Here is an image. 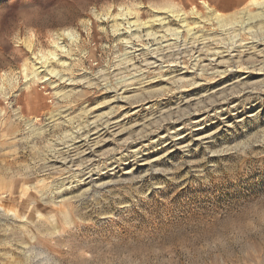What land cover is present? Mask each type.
I'll use <instances>...</instances> for the list:
<instances>
[{
    "label": "rangeland",
    "instance_id": "374dc122",
    "mask_svg": "<svg viewBox=\"0 0 264 264\" xmlns=\"http://www.w3.org/2000/svg\"><path fill=\"white\" fill-rule=\"evenodd\" d=\"M145 1L71 0L74 7L66 3L64 9L54 0H0V264H264V96L248 104L256 92L264 93V75L252 93L230 92L244 105L239 117L228 113L229 124L217 118L197 130L191 120L196 112L203 118L210 105L206 89L225 80L212 72L217 52L235 56L264 44V0H229L227 10L223 0H167L187 12L192 24L206 21L212 9L229 16L218 24L203 21L190 34L181 22L166 19L172 30L180 27L179 40L164 37L159 21L151 27L156 36L125 22L115 30L113 19L125 7H142L137 9L143 22L165 16ZM160 43L168 62L148 66V52ZM174 48L181 49L179 60ZM51 52L58 54L54 63L69 65L56 67L72 85L40 67V58ZM251 62L261 67L259 60ZM174 67L181 72L173 73ZM175 74L185 80L168 84L165 79ZM133 78L140 80L134 97L144 102L110 103L115 92L104 85ZM60 88L74 92L64 100L56 94ZM185 96L192 100L185 103ZM106 116L131 125L150 121L146 130L106 132L94 163L81 154L73 165L56 162L70 160L76 146L81 152L84 133ZM128 139L136 147L148 143L147 164L117 159L127 152ZM86 164L102 169L97 185L89 179L76 185L78 177L72 178ZM60 182L66 184L64 198Z\"/></svg>",
    "mask_w": 264,
    "mask_h": 264
},
{
    "label": "bare ground",
    "instance_id": "6f19581e",
    "mask_svg": "<svg viewBox=\"0 0 264 264\" xmlns=\"http://www.w3.org/2000/svg\"><path fill=\"white\" fill-rule=\"evenodd\" d=\"M175 4V3H174ZM173 4V2L172 1H167V0H164V1H162V0H147V1H145V2H143L142 3V5H144L145 7H146V5L148 6V5H150V8L152 9V11L153 12H155V13H163L162 15H165V16H163V17H160V15H158V14H156V15H154V17H155V19L154 20H148V21H140V19H139V14H140V10L139 9H137V8H142V7H129V8H127V7H125V8H123V10H121V11H119L117 14H116V17L117 18H115V19H113L114 21V28H115V30H120V27L123 25V23L125 22V24H129V29L130 28H132L133 26H136V31H138L141 27H147V36L148 37H150V36H156L155 34L156 33H153L152 32V30H151V27L154 25V23L155 22H157V21H159L160 22V28H161V30H160V32L161 33H163V35H164V37H169V36H173V35H175V38H176V35H177V38L176 39H178L179 38V33L180 32H178L179 30H180V27H182V28H184V30H186L187 31V33H191V31H192V27L194 26H196V25H198L199 23H201V22H203V21H205V20H203V19H200L198 22H195V24L193 23H190L189 21H188V18H187V12H182L181 13V10L179 9V8H176L177 6H175ZM252 4H259V2H257V1H252ZM209 8V7H208ZM159 9H164L165 11L163 12V11H160ZM242 12V11H241ZM191 13H193V14H198L197 12H194V10L191 12ZM239 13H240V11H239ZM210 14V13H209ZM252 14V13H251ZM254 14V13H253ZM256 14V13H255ZM227 15V14H226ZM232 15V14H231ZM136 17V19L135 20H133V21H131L130 19L131 18H135ZM227 17H229V16H225V14L223 15V14H221L220 12H218V11H215V10H211V15H210V17L208 18V17H206V19L208 20V21H211V20H216L217 21V24L218 23H221V22H223V21H225V20H227ZM231 17V16H230ZM251 17V16H250ZM200 18V17H199ZM166 19H168V22H166L167 24L168 23H170V22H174V23H180L179 24V28H177V29H174V30H172L170 27H168L167 25H166V23L164 22V21H166ZM206 20V21H207ZM228 20H229V18H228ZM205 21V22H206ZM244 21V20H243ZM192 22V21H191ZM216 23V22H215ZM171 24V23H170ZM192 24V25H191ZM179 29V30H178ZM195 34V33H194ZM197 35V34H196ZM189 36V35H188ZM191 36H193V35H191ZM190 36V37H191ZM198 36V35H197ZM196 36V37H197ZM199 37H201V36H199ZM192 39V38H191ZM179 40V39H178ZM178 40H176L177 42H178ZM184 41L186 42V40L184 39ZM183 41V42H184ZM180 43V42H179ZM177 44V43H176ZM184 44L185 43H183V46H184ZM262 45V47H260V45L259 46H257V45H255V46H250V48H246L245 50H243V51H241L240 52V54H236L235 56L234 55H231V53H229L227 50H224V51H221V52H217L218 54H216V55H218V57L215 59H211L214 63L212 64L213 66H214V68L212 69V70H214V71H212V72H219V75L222 77V78H225V80L222 82V83H220V84H218V85H215V86H210V87H208L207 89H206V94L204 95V101H206V102H208L210 105L209 106H206V108H205V111L203 112L204 113V117L203 118H199L198 119V116L197 115H199V113H192L193 114V117L191 116V120H193V122H192V126H194L195 128H197V126H199V125H201V124H203L204 122H206V121H210V120H213V119H217V118H220V119H222V122L223 123H226V124H229L230 123V120H229V116H228V113H231V112H233L232 114H236V116L237 117H239V110L241 109V108H243V102H242V99H239V98H237L236 100H232V98L230 97L231 95H230V92H232L233 90H236V89H241V90H243V92H244V94H243V96H245L247 93H252V91H250V89H251V87L254 85V84H256L257 83V81L258 80H261L262 78H260L262 75H264V44H261ZM257 46V47H256ZM178 47V46H177ZM176 47V48H177ZM176 48H174V49H176ZM155 50H157V51H153V52H148L149 54H150V59L151 60H149V62H148V66L150 65V64H156L157 62H160V63H163V62H168L167 61V59H166V56H167V54H165L166 52H165V47H163V45H161V43H160V45L155 49ZM177 51H175L173 54H175V56H178L177 57V59L179 58V55L180 54H182L181 52H180V50L181 49H176ZM165 52V53H164ZM172 52H173V50H172ZM171 53V52H170ZM224 53H228L227 54V58H225V57H223L221 54H224ZM58 54H56L55 52H51L50 54H48L47 56L45 55V56H42L40 59H44L43 60V62H40V63H42L41 64V66L40 67H44L45 69H46V67H47V69H48V67H49V69L48 70H45V74H47L46 76H48V75H52V77H58L57 78V80L56 81H58V82H64L65 84H66V82L69 80V78H66V76L64 75V74H61V72L62 71H58L57 70V65H60V66H66V65H68V64H66L65 65V61H63V62H61L60 63V60L61 59H59V60H56V62L54 63L53 61H54V59L56 58V56H57ZM171 56H172V54H171ZM170 56V57H171ZM226 56V55H225ZM51 57V58H50ZM172 57H174V56H172ZM220 57H221V59H220ZM50 58V59H49ZM50 61H49V60ZM174 59V58H173ZM47 60L49 61V62H47ZM175 60V59H174ZM179 60V59H178ZM252 60H256V61H258L259 60V62H260V65H261V67L260 68H258V69H256L255 68V65H252L253 63L251 62ZM177 61V60H176ZM124 62V61H123ZM174 62V61H173ZM238 62H243V66H237L238 68H235L234 69V67H236L235 66V63H238ZM46 63H48V65L46 66ZM127 63V62H126ZM130 63V62H129ZM170 63V62H169ZM225 63H228L226 66H225ZM124 64V63H123ZM171 64V63H170ZM178 64V63H177ZM157 65H159V64H157ZM69 66V65H68ZM126 66V65H125ZM152 66V65H151ZM170 66H176L177 67V65H169L168 67L170 68ZM219 67H225L223 70H219ZM59 68V67H58ZM187 68V70L189 69V68H191L190 66L189 67H186ZM192 68H193V66H192ZM66 69V68H65ZM197 69V68H196ZM171 70V69H170ZM210 70V69H209ZM258 70V71H257ZM137 71V70H136ZM178 71H180L179 69L177 70L175 67H174V70H173V73L174 72H178ZM255 71H257V72H255ZM36 73H40L38 70L37 71H35ZM140 72V71H139ZM138 72V73H139ZM181 72V71H180ZM187 72H190V71H187ZM193 72V71H192ZM145 74V73H144ZM39 75V74H38ZM44 75V74H43ZM131 75V74H130ZM139 75H140V73H139ZM171 75V74H170ZM141 76V75H140ZM144 76V75H143ZM166 76V75H165ZM131 77H132V75H131ZM134 77V76H133ZM135 77H138V76H135ZM184 77H186V76H183L182 78H184ZM108 78V77H107ZM123 78V77H122ZM125 78V77H124ZM139 78V77H138ZM256 79V80H254V81H252V79ZM106 79V78H105ZM165 79V78H164ZM163 79V80H164ZM50 80V79H49ZM93 80V79H92ZM143 79H141V82H140V85L142 84L143 85V83H146V81H142ZM166 80V82L168 83V84H174V83H176L177 84V82H179L180 83V81L182 80H179L178 78H176V74H175V76L173 75V76H171V77H168V78H166L165 79ZM185 80V78L182 80V81H184ZM123 83L121 82L120 84L118 83V86H115V87H112V86H109V85H107V86H105L104 85V90H106L107 92H115V94L113 95L114 97L109 101V99H108V101L111 103V102H126V103H129V104H133V103H139V102H144V100H145V98H144V100H142V99H140V97H139V99L138 100H136L137 98H135L134 96H137L138 95V93H136V91L138 90H136L135 89V87L133 86V85H138L137 83H138V81H140L139 79H137V78H133V80H130V81H126V79H123ZM55 82V81H54ZM62 82V83H63ZM72 82V83H71ZM71 82L69 83V84H73V80H71ZM74 82H76V81H74ZM110 82V81H109ZM119 82V81H118ZM148 82V81H147ZM182 83V82H181ZM64 84V85H65ZM68 83L66 84V85H69ZM75 84V83H74ZM77 84V83H76ZM94 84V83H93ZM167 84V85H168ZM198 83L197 82H194V83H190V85L192 86V85H197ZM102 85V84H101ZM114 85V84H113ZM115 85H116V83H115ZM139 85V86H140ZM145 85V84H144ZM143 85V86H144ZM189 85V86H190ZM142 86V87H143ZM169 86V85H168ZM65 87V86H64ZM161 88V87H160ZM159 88V89H160ZM175 88H177V86L175 87ZM61 89V88H60ZM103 89V88H102ZM141 89V88H140ZM157 89V88H156ZM177 90V89H176ZM71 91H73V89H70V90H64V89H61L60 91H58L56 94H60L59 95V97H61V99H64L65 100V98L67 99L69 96H71V94L74 92H72L71 93ZM263 91H260V92H256L255 93V95H254V97H252L253 98V100L252 99H249V101H248V104H252V102H255L256 100L257 101H260V99H261V97H263L264 96V93H262ZM128 93H134V94H132V95H129ZM179 93V92H178ZM140 94V93H139ZM146 94V93H145ZM182 94H184V93H182ZM141 95V94H140ZM181 96V95H180ZM188 96H185L184 97V99H183V101H185V103H187V102H189V100H192V99H188L187 98ZM181 98V97H180ZM233 98H235V97H233ZM248 98V97H247ZM247 98H245V99H247ZM133 99H135L134 101H133ZM201 99V98H200ZM262 99H264V98H262ZM232 100V101H231ZM181 101V100H180ZM103 103V102H102ZM101 103V104H102ZM105 104L107 103L106 101L104 102ZM181 103V102H180ZM254 104V103H253ZM104 105V104H103ZM140 105V104H139ZM142 105V104H141ZM180 105V104H179ZM178 105V106H179ZM182 105V104H181ZM184 105V104H183ZM185 105H189V104H185ZM206 105H208V104H206ZM184 107V106H183ZM176 109V108H175ZM180 109H178V110H176V111H179ZM62 111V110H61ZM166 111V110H165ZM182 111V110H181ZM180 111V112H181ZM191 111V110H190ZM63 112H64V110H63ZM87 112V111H86ZM180 112H178V114H180ZM183 112V111H182ZM184 112H185V110H184ZM135 113V112H134ZM164 113V112H163ZM91 114V113H90ZM133 114V113H132ZM186 114V113H185ZM107 115V114H106ZM122 115V114H121ZM124 115V114H123ZM153 115V114H152ZM155 115V114H154ZM160 115V114H159ZM173 115V114H172ZM181 115H182V113H181ZM184 115V114H183ZM225 115H227V116H225ZM88 116V115H87ZM97 116V115H96ZM101 116V115H100ZM128 116V115H127ZM156 116V115H155ZM164 116H165V114H164ZM177 116V115H176ZM188 116V115H187ZM59 117V116H58ZM62 117V116H61ZM61 117H59V118H57V119H60ZM64 117V116H63ZM69 117V116H68ZM84 117V116H83ZM99 117V116H98ZM107 117V116H106ZM106 117H104L105 118V120H102V119H98L97 117L95 118V119H98V120H96V122H95V125H93L92 127L91 126H89L88 124V126L90 127L89 129H88V131L86 132V134L84 133V135H85V137L82 139V140H80V136H77L78 138H79V140L82 142V144L81 145H79V147H81V152L79 151V152H77V149L76 148H78V146H76V147H74V148H72L73 150H72V157H71V159L70 160H67V159H63V157H62V159L63 160H57L56 162H58V163H60V164H65L66 162H71V164L75 161V159L77 158V155L78 154H81V157H85V160L83 159V161H85L86 162V160H88L89 162H87V163H90V162H92L93 161V163H94V161H95V157L98 155L97 154V152H98V149L104 144V143H106L107 142V138L104 136V134L106 133V132H108V131H110L111 132V134L113 133V134H115V135H120L121 136V134H125L126 132H128V134H129V130H132L131 129V127L132 128H134L135 127V129H136V127L138 126L139 128H140V126H143L142 127V129H145L146 130V127H145V125L144 124H146L147 122L146 121H150L149 119L150 118H148V119H143V122H139V121H136L135 123L133 122V124L131 125V124H127V123H125V122H123L124 120H125V115H124V118L122 119L123 121H120V120H118V118H115V116L114 117H107V119H106ZM153 117V116H152ZM157 117H158V115H157ZM180 117V116H179ZM201 117V116H200ZM231 117V116H230ZM101 118V117H100ZM121 118H122V116H121ZM159 118V120H160V117H158ZM65 119V118H64ZM92 119V118H91ZM91 119H89V120H91ZM127 119V118H126ZM153 119V118H152ZM156 119V118H155ZM54 120V119H53ZM88 120V121H89ZM93 120V119H92ZM154 120V119H153ZM162 120V119H161ZM175 120V119H174ZM126 121V120H125ZM178 121V120H177ZM177 121H175L176 123H177ZM163 122V121H162ZM166 122V121H165ZM167 122H170L169 120L167 121ZM190 122V121H189ZM87 123V122H86ZM85 123V124H86ZM151 124V123H150ZM150 124H148V126L150 125ZM191 124V123H190ZM32 125V124H31ZM161 125V124H160ZM153 126V125H152ZM151 125H150V127H152ZM185 126V125H184ZM52 127V126H51ZM76 127H77V125H76ZM145 127V128H144ZM180 127V126H179ZM203 127V126H202ZM79 128V127H78ZM83 128V127H82ZM201 128V127H200ZM86 129V130H87ZM138 129V128H137ZM136 129V130H137ZM148 129H150V128H148ZM173 129V128H172ZM135 130V131H136ZM141 130V129H140ZM169 130V129H168ZM197 130H198V128H197ZM83 131H84V128H83ZM133 131V130H132ZM131 131V132H132ZM134 131V132H135ZM148 131V130H147ZM195 131H196V129H195ZM202 131V130H201ZM37 132V131H36ZM130 132V133H131ZM137 132V131H136ZM135 132V133H136ZM165 132H167V131H165ZM170 132V131H169ZM178 129H176L175 130V136H177L178 134ZM182 133V132H181ZM199 133V132H198ZM144 134V133H143ZM165 134V133H164ZM173 134V135H174ZM83 135V136H84ZM152 135V134H151ZM162 135V134H161ZM171 135V134H170ZM76 136H75V139H76ZM82 136V135H81ZM113 136V135H112ZM145 136H147V134L146 135H144L143 137L145 138ZM150 136V135H149ZM148 136V137H149ZM157 136V135H156ZM172 136V135H171ZM180 136V135H179ZM213 136V135H212ZM211 136V137H212ZM142 136H141V138L144 140V138H143ZM199 137V136H198ZM136 138V137H135ZM158 138V137H157ZM177 138V137H176ZM206 138V137H205ZM151 139V138H150ZM149 139V140H150ZM163 139H164V137H163ZM162 139V140H163ZM167 139V138H166ZM172 139V138H171ZM196 139V138H195ZM78 140V141H79ZM138 140V139H137ZM136 140V141H137ZM154 140V139H153ZM175 140V139H174ZM177 140H178V138H177ZM176 140V141H177ZM74 141H76V140H74ZM77 141V142H78ZM109 141V140H108ZM151 141V140H150ZM157 141H160V139L159 140H157ZM164 141V140H163ZM166 141H168V140H166ZM165 141V142H166ZM181 141V140H180ZM70 142V141H69ZM144 142H145V140H144ZM152 142V141H151ZM175 142V141H174ZM123 143H125V142H123ZM126 143H127V149H125V151H127V152H125V153H120L121 155H120V157H118L117 159L119 160V161H126V160H128L129 158H133V161H135V163H139V164H147L146 163V160H147V157H146V151H145V148H146V146H147V144L146 145H144V143H143V145L142 146H140V147H136V142L132 139H128L127 141H126ZM153 143V142H152ZM73 144V143H72ZM139 144V143H138ZM155 144V143H154ZM175 144V143H174ZM158 145V144H157ZM181 145H182V143H181ZM72 146V145H71ZM149 146V145H148ZM163 146V145H162ZM175 146V145H174ZM158 147V146H157ZM177 147V146H176ZM180 147H182V146H180ZM69 147H67V149H68ZM66 149V148H65ZM76 149V150H75ZM79 149V148H78ZM108 149V148H107ZM71 150V149H70ZM69 151V150H68ZM107 151V150H106ZM145 151V152H144ZM100 152V151H99ZM62 152H60L59 154H61ZM70 153V152H69ZM110 153V152H109ZM58 154V155H59ZM62 155V154H61ZM99 155H101V154H99ZM98 155V156H99ZM114 155H116V154H114ZM103 156V155H102ZM54 157V156H53ZM108 157V156H107ZM110 157H112V156H110ZM58 158V157H57ZM61 158V157H60ZM64 158H66L65 157V155H64ZM105 158V157H104ZM114 158H116L115 156H113V158L112 159H114ZM56 159V158H55ZM100 159V158H99ZM110 159V158H109ZM116 159V160H117ZM51 160H53V159H51ZM97 160H98V157H97ZM80 161H82V160H80ZM115 161V160H114ZM51 162H53V161H51ZM50 162V163H51ZM84 162V163H85ZM111 163H112V161H110ZM126 162H128V161H126ZM83 163V164H84ZM116 163V162H115ZM129 163V162H128ZM132 163V162H131ZM53 164V163H52ZM51 164V165H52ZM66 164H68V163H66ZM81 164H82V162H81ZM106 164H107V162H106ZM119 164H121V163H119ZM50 165V166H51ZM73 165V164H72ZM74 165H75V163H74ZM89 165H91V164H89ZM108 165V164H107ZM115 165V164H114ZM88 166V164H86L85 165V167H83V170H81V172H82V175H80V174H78V173H74L73 174V176H72V178H75L76 179V177H78V179H77V184L76 185H80L81 186V184L83 185L84 183L82 182V180H87V179H89L88 180V183H90V184H93V185H97V183L100 181V177H101V175H102V172L100 173V171L102 170L101 168L98 170L96 167H87ZM112 166V165H111ZM136 166V165H135ZM108 167V166H107ZM64 168V167H63ZM105 169H106V167H105ZM80 170V169H79ZM78 171V170H77ZM74 172V171H73ZM132 172V171H131ZM79 173H80V171H79ZM70 176V175H69ZM63 180V179H62ZM74 180V179H73ZM102 180V179H101ZM72 181V180H71ZM69 183H70V181H69ZM72 183V182H71ZM74 184V183H73ZM69 185H71V184H69ZM101 185H102V183H101ZM100 185V186H101ZM104 185V184H103ZM57 186V185H56ZM72 188V187H71ZM57 189H59V192L58 193H60L61 194V198H64L63 197V195H62V193L67 189L66 188V184H65V182H60L59 184H58V187H57ZM70 189V188H69ZM71 190V189H70ZM56 191V190H55ZM67 194V193H66ZM59 197V196H58ZM59 197V198H60ZM63 200V199H62ZM60 201H61V199H60ZM58 204V203H57ZM11 214H14L15 216H17V217H19V215L17 214V212L16 211H11Z\"/></svg>",
    "mask_w": 264,
    "mask_h": 264
},
{
    "label": "snow or ice",
    "instance_id": "6c2138e0",
    "mask_svg": "<svg viewBox=\"0 0 264 264\" xmlns=\"http://www.w3.org/2000/svg\"><path fill=\"white\" fill-rule=\"evenodd\" d=\"M54 3L56 5V7L58 8H65V4H70L71 7L73 8L74 6L71 3V0H54ZM221 7H224L226 10L227 8L231 7V4L229 3V0H223Z\"/></svg>",
    "mask_w": 264,
    "mask_h": 264
}]
</instances>
